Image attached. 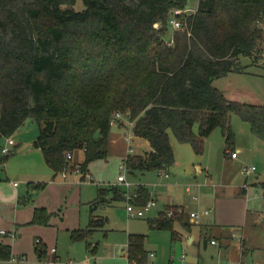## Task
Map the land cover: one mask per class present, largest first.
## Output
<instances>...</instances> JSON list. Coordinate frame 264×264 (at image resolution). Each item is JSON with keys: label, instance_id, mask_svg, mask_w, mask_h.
Segmentation results:
<instances>
[{"label": "trees", "instance_id": "16d2710c", "mask_svg": "<svg viewBox=\"0 0 264 264\" xmlns=\"http://www.w3.org/2000/svg\"><path fill=\"white\" fill-rule=\"evenodd\" d=\"M75 3L0 0V139L12 137L32 118L39 127L32 144L55 174L74 171L77 163L67 155L84 151L78 165L82 178L91 161L110 155V122L117 112L128 116L134 135L150 145L144 154L126 156L131 173L175 165L171 134L202 154L205 138L221 127L229 153L232 112L264 141V104L231 101L214 85L231 72H244L242 57L253 63L264 57V0H199L194 13L183 15L184 30L173 31L172 45L166 38L169 13L184 9L188 0H83L81 9ZM110 190L113 201L125 200L122 187ZM136 192V205L151 199L142 184ZM28 199L21 196L20 202ZM50 217L37 209L32 222L48 224ZM176 221L190 230L183 213L148 219L151 228L178 238ZM105 223L92 209L88 228L73 231L72 239ZM146 239L129 234V264L147 263ZM36 253L45 264L48 249L39 241ZM12 258L11 245L0 240V262Z\"/></svg>", "mask_w": 264, "mask_h": 264}, {"label": "rangeland", "instance_id": "374dc122", "mask_svg": "<svg viewBox=\"0 0 264 264\" xmlns=\"http://www.w3.org/2000/svg\"><path fill=\"white\" fill-rule=\"evenodd\" d=\"M198 5L199 0H188L183 14L189 16L197 10ZM74 7L81 9L83 0H76ZM173 10L170 11L169 18ZM184 28L174 29L172 25H169L166 35L168 44L172 45L174 42L172 40L173 31L184 30ZM241 64L245 69L244 72H231L217 79L214 85L222 89L231 101L242 104H264V57L258 63H253L249 57L244 56L241 58ZM231 124L234 130V143L231 148L232 150L240 149L237 159H231L225 154L227 143L221 127H217L205 138L204 153L200 156L196 155L190 144L180 143L171 134V140L176 147L180 163L178 164L176 161L172 166L169 178L162 177L160 173L166 172L163 170L147 171L144 174L140 172L132 174L126 171L127 181L131 183V194L136 192L139 185H146L152 195L150 198L155 199L157 205L144 217H128L127 200L113 204L101 203L94 213L107 218L104 227L92 231L88 239L72 240L71 233L62 234L57 251L58 264H70V260L79 264H128L129 233L147 235L145 248L149 254L146 264H153V262L156 264H241L236 255H224L214 245L205 246L204 238L199 235L200 225H205L207 222L214 223L215 212L223 220L239 221L241 197L237 193L241 186L252 188L249 192L251 200L261 207L264 206V187L259 182L264 181V141L255 136L249 123L235 112L231 113ZM22 130L24 134L30 136L34 133L39 134L38 124L32 118L26 120ZM124 131V129L120 130L117 125H113L111 128L112 134L122 135L126 133ZM134 149L143 152L136 142ZM112 155V158L108 160L107 169L94 176V184H90L91 179L87 178L86 180L96 195L98 183L102 188H108L115 182H119L117 177L120 174V163L114 160L116 153ZM120 162L122 161L120 160ZM116 164L118 167L115 166ZM196 165L202 168L201 171L195 169ZM250 166H255L256 172L246 178V175L241 172L243 168ZM69 173L76 174L77 172L69 171ZM172 182L175 184L169 185ZM119 183L123 190H128L125 184ZM188 187L191 189L190 192L187 191ZM170 196L175 203L184 207L169 206L167 208L169 200L166 199H169ZM255 196L257 197L255 198ZM195 197L198 199H194ZM216 197H218L217 203H215ZM178 208H182L180 213H183L185 220L189 222L190 215L188 213L197 212L199 214V217L196 218L197 224L194 225L191 233V236H195L194 242L185 236L174 238L170 230L149 226L148 219L157 216L160 211L166 209L165 214L168 216V212L174 210L171 217H175L178 214L176 213ZM209 208H215V211L206 215L205 211ZM88 226V213L85 211L82 227L86 229ZM174 228L179 232L186 230L179 222L174 224ZM152 253L156 255L152 257ZM243 261L244 264H253L248 257ZM0 264L39 263L37 256L30 254L28 258H20L19 261L4 260Z\"/></svg>", "mask_w": 264, "mask_h": 264}, {"label": "crops", "instance_id": "0c3cea01", "mask_svg": "<svg viewBox=\"0 0 264 264\" xmlns=\"http://www.w3.org/2000/svg\"><path fill=\"white\" fill-rule=\"evenodd\" d=\"M117 126L120 130L124 129V132L126 133L122 135L111 133L109 142L110 155L107 159H96L91 161L88 164V172L85 175V178H82L81 172H77L76 174L67 173L65 176L62 173L55 174V171L47 164L42 150L34 147L32 144L38 133H34L30 136L24 134L22 128H20L12 135L15 140V144L11 146L13 154L4 161L2 160L4 154L1 153V148L7 145L8 137L0 139V240L11 245L13 257L20 259L24 257L28 258L30 254L37 256L36 244L38 243V240H40L39 242L44 244L48 249V259L45 264H58L59 256L57 255V251L60 236L64 233H71L72 238L73 231L84 229L82 227V222L83 213L85 214V211L88 213V220L90 223L92 209L93 215L96 217H104L94 213L101 203L105 202L104 204H113L120 202L112 200V191L110 190L113 186L121 187L119 182H115L114 185H110L108 188H102L99 186L100 183H98L96 195V192H93L90 189L89 182L86 181L87 178L91 179L90 184H94V176L98 172H103L107 169L108 160L109 158H112L113 153H116V156L114 155V160L117 163H121L120 160L123 161L129 154L130 144H133L134 147V143L136 142L137 146L143 150V152L135 150L133 152L135 154H144L145 151L150 149L149 142L146 139L134 135L133 123L131 125L127 119H122ZM19 132L22 133L17 134ZM129 133L132 135L130 142L126 139V135ZM171 144L176 161H178L179 164L180 159L173 140H171ZM230 151H232V148ZM230 151L229 153L227 152L226 146L225 154L229 158L237 159L239 157V154L237 157H232ZM236 151L240 152V149H237ZM202 154L196 153V155L199 156ZM84 157V151L79 150L73 154L72 158L74 163L79 165L83 162ZM115 166L118 167V164ZM171 168L172 166L163 170L166 172L160 173L162 177L169 178V171ZM195 169L201 171L202 168L199 165H196ZM145 172L140 173L144 174ZM255 172L256 170L250 175L255 174ZM249 176H246V178ZM259 182H261L264 187V181ZM37 184H44V186L40 189H36V187L34 188L33 186H36ZM174 184L175 183L173 182L169 183V185ZM100 189H105V194H101ZM147 189L149 190L148 187ZM188 189L189 187L187 188V191L190 192L191 189ZM251 189L252 188H249L248 186H241L237 193V195L241 197L239 221L223 220L218 217L215 212L214 223L207 222L205 225H200L199 235L204 238L205 246H208L209 244L214 245L217 246L219 252L224 255H236V258L241 264H244L243 260L246 257L251 259L253 264H264V206L261 207L251 200V194L249 193ZM149 194L151 197L152 195L150 191ZM21 196H29V199L25 204L20 202ZM218 197L215 198V203H217L216 200ZM256 197L257 196H255V198ZM194 199L197 200L198 198L195 197ZM166 200H169L167 208L169 206L184 207L183 205L175 203L171 196ZM96 202L97 204H95ZM37 209H45L51 214L48 224L32 222ZM165 210L160 211L158 215L152 219L159 217L161 212L165 213ZM208 211L209 213H205L206 215L215 211V208H209ZM185 212L188 213L187 211ZM188 214L190 215V213ZM190 222V230L179 232L175 228L174 229L179 233V238L185 236L191 242H194L195 236H191V233L193 232L194 225L197 224L196 218L191 217L190 215ZM104 225L95 230L103 228ZM2 231H4V233ZM91 233L82 239H88L91 236ZM212 240H216L217 242L212 243ZM151 255L153 257L156 254L152 253ZM38 263L41 264L39 259ZM69 263L79 264L78 262H73L71 260ZM153 264L156 263L153 262Z\"/></svg>", "mask_w": 264, "mask_h": 264}, {"label": "built area", "instance_id": "2783aa9c", "mask_svg": "<svg viewBox=\"0 0 264 264\" xmlns=\"http://www.w3.org/2000/svg\"><path fill=\"white\" fill-rule=\"evenodd\" d=\"M184 9H174L172 12V15L170 16L168 23L169 25H172L174 29H182L184 28L185 22L181 19L182 16L184 15ZM173 40V39H172ZM122 119H127L129 121L128 116H126L125 114H122L120 112H117L114 114L113 118L111 119V125H117L119 123V121H121ZM129 124L132 125V123L129 121ZM126 139L128 140V142L131 141L132 139V135L129 133L128 135H126ZM8 143L6 146L1 148V153L2 154H8L12 151V147L15 144V140L13 137H9L7 139ZM135 151L133 144H130L129 147V154L133 153ZM230 154L232 157H237L238 152L236 150H232L230 151ZM68 159H72L73 155L71 153H68ZM120 168V174L118 175V181L125 184V186L127 187L128 190L124 191V196H125V200H127V213L129 217H143L145 216V214L150 211L153 207H155L157 205V202L155 199H150L146 204L144 205H136L134 203L135 198H137L138 193L134 192L133 194H131L130 192V187H131V183L127 181L126 178V171H128V167H127V157L120 163L119 165ZM256 170L255 166H250V167H245L242 170V173L246 176H249L252 172H254ZM69 171H71L69 168H65V170L62 172V174L65 176ZM75 172H81L80 167L77 165L76 168L74 169ZM190 190V188L188 189ZM182 212L181 208H178L176 213H180ZM205 213H209L208 210L205 211ZM174 214V210H171L168 212V216L171 217V215ZM191 217H199V214L197 212H191L190 213ZM4 233V231H2ZM40 241V240H38ZM216 240H212V243H216ZM55 251V249H54ZM12 260L14 261H19L18 258L13 257Z\"/></svg>", "mask_w": 264, "mask_h": 264}, {"label": "water", "instance_id": "95a60500", "mask_svg": "<svg viewBox=\"0 0 264 264\" xmlns=\"http://www.w3.org/2000/svg\"><path fill=\"white\" fill-rule=\"evenodd\" d=\"M256 136V135H255Z\"/></svg>", "mask_w": 264, "mask_h": 264}]
</instances>
